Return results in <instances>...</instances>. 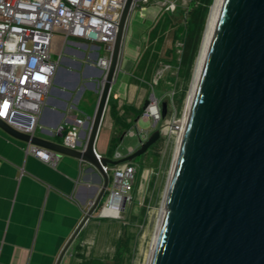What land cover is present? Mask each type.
Instances as JSON below:
<instances>
[{"label": "water", "instance_id": "water-1", "mask_svg": "<svg viewBox=\"0 0 264 264\" xmlns=\"http://www.w3.org/2000/svg\"><path fill=\"white\" fill-rule=\"evenodd\" d=\"M132 3L124 1L114 41L104 45L108 67L83 149L18 131L0 119L11 137L86 161L102 179L55 264L105 196L108 176L101 166L130 162L160 138L154 130L118 160L98 161L94 153ZM166 113L162 102V117ZM179 142L147 264H264V0L220 1Z\"/></svg>", "mask_w": 264, "mask_h": 264}, {"label": "crops", "instance_id": "crops-1", "mask_svg": "<svg viewBox=\"0 0 264 264\" xmlns=\"http://www.w3.org/2000/svg\"><path fill=\"white\" fill-rule=\"evenodd\" d=\"M147 10L143 7L136 13L137 18L128 28V39L123 46L124 71L133 68L142 46V35L156 17L155 14L150 18ZM98 46L73 39L54 40L53 57L56 59L59 54L60 63L32 134L62 143L63 133L76 118H83L86 122L80 135L81 142L85 143L100 91L102 68L95 61L105 54H98L103 48ZM129 81L127 76L124 87L113 91L111 88L110 94L118 105L136 106L135 85ZM88 82L95 86H87ZM87 90L96 94L88 103L85 101ZM128 91L132 95L127 98ZM133 114L130 108L126 119ZM139 119H132V127ZM108 125L112 134L106 151L98 152L96 141L94 145L101 156L107 155L110 139L118 130L112 118ZM26 144L0 128V264H55L87 206L97 196L102 179L86 161L60 155L56 165H50L26 153ZM119 218L94 211L70 243L60 264H113L121 239Z\"/></svg>", "mask_w": 264, "mask_h": 264}, {"label": "built area", "instance_id": "built-area-1", "mask_svg": "<svg viewBox=\"0 0 264 264\" xmlns=\"http://www.w3.org/2000/svg\"><path fill=\"white\" fill-rule=\"evenodd\" d=\"M124 1L0 0V119L18 131L32 133L60 63L59 54L58 58L53 57L54 40L112 44ZM136 1L133 0L131 10ZM161 1L164 10L173 9L174 0ZM149 100L141 116L157 124L162 118L159 100L155 96ZM85 122L83 118L75 119L62 135L64 146L84 148L80 134ZM168 129L180 132V121H165L161 130ZM131 133L139 137L143 130ZM139 141L142 142L140 138ZM25 151L50 165H56L60 157L55 151L31 143L26 144ZM132 151L129 149L128 153ZM94 153L100 161L101 155L95 149ZM120 158L115 151L110 159ZM128 163L101 166L108 176L107 193L99 209L101 215L118 218L131 202L135 169Z\"/></svg>", "mask_w": 264, "mask_h": 264}, {"label": "rangeland", "instance_id": "rangeland-1", "mask_svg": "<svg viewBox=\"0 0 264 264\" xmlns=\"http://www.w3.org/2000/svg\"><path fill=\"white\" fill-rule=\"evenodd\" d=\"M201 1L174 0L173 9L164 10L163 1L161 0H148L147 2L138 0L130 11L131 14L126 22L112 91L122 88L127 76H130L129 83L135 85L136 89V106H131L129 103L118 105L113 94H110L96 138V149L98 152L106 151L108 137L112 134L108 121L111 118L113 120L115 114L123 117L122 119H126L125 114L130 108L131 110L133 108V116L126 119L127 122H131L133 118L137 117L138 110L142 108L145 100L151 96L158 98L160 107L162 102L167 103V113L157 124H154L151 119L140 116L136 125L130 130L137 132L142 129L143 133L137 137V135H132L130 131H127L122 143L117 148L118 153L124 157L129 154V148H133L134 151L140 146L139 138L143 142L154 130H160V138L142 155L128 163L135 169V182L131 193V202L125 205L119 218V234L123 245V254L119 264H147L149 261L178 142L177 132H172L171 129L162 132L161 126L167 120L178 121V123L182 121L192 88L197 58L210 10L217 0H212L208 7L197 50L191 64L188 66L181 62L185 36L190 28L188 10L196 8ZM143 7H147L148 14L151 13L150 18H153L155 14L156 17L142 35V46L135 61V67L133 66L131 71H124L123 46L128 39V28L137 18L136 13L140 12ZM174 31L177 32V37L174 36ZM103 53L105 54L102 58L108 60L110 50L104 49L103 46L102 49L98 50V54ZM95 62L98 65L99 58ZM86 85L94 87L95 83L88 82ZM99 85L101 87V80ZM183 90L185 92L181 97ZM128 92L127 98L129 94L132 95V92ZM93 95L96 96L92 90L86 91V103L92 100Z\"/></svg>", "mask_w": 264, "mask_h": 264}, {"label": "trees", "instance_id": "trees-1", "mask_svg": "<svg viewBox=\"0 0 264 264\" xmlns=\"http://www.w3.org/2000/svg\"><path fill=\"white\" fill-rule=\"evenodd\" d=\"M211 3H212V0H202L200 5H198L196 8L188 10V17H189L188 20L190 23V28L187 31L186 36H185L184 48H183V53H182V58H181V62L184 65L186 64L189 66L194 58V55L197 50V47H198V44L201 38V34L203 31L207 10ZM177 35H178L177 32L174 31V36L177 37ZM187 76L189 77V74ZM184 92L185 90L182 91L181 97H183ZM109 98H110V95H109ZM142 113H143V109L141 108L138 110L137 117H140ZM122 118L123 117H120L118 114H115L113 117L114 124L116 125L118 130H117L116 136L110 139L109 149L106 155L107 157L111 158L114 155L117 147L119 146L121 142V138L127 133L128 130L131 129L133 125V121L127 122L125 118L124 119ZM101 206H102V202L100 203L97 209L98 211L101 208ZM122 254H123V245H122V239H120V245L116 251V256H115V260L113 264H119V261L122 258Z\"/></svg>", "mask_w": 264, "mask_h": 264}, {"label": "bare ground", "instance_id": "bare-ground-1", "mask_svg": "<svg viewBox=\"0 0 264 264\" xmlns=\"http://www.w3.org/2000/svg\"><path fill=\"white\" fill-rule=\"evenodd\" d=\"M220 1L221 0H217L216 3L212 6V8L210 10V14H209V17H208V22L206 24V29H205V32H204V35H203V39H202V43H201L199 56L197 58V63H196V69H195V74H194V80H193L192 88H191V91H190V94H189V97H188V102L186 104V108H185V111H184L185 112L184 116L182 118V121H180L181 130H180V132H178V142H177V148H176V152H175V157H176V153L178 151V146H179V143H180L179 141H180L181 134H182V131H183V128H184V124L186 122V119H187V116H188V112H189V109H190V106H191V102H192V99H193V96H194V93H195V89H196V86H197V83H198V80H199V77H200V73H201V69H202V65H203V60H204L207 44H208V41H209L211 33H212V29H213V25H214V22H215L217 11H218V9L220 7ZM99 64L101 65V68H102V71L100 70L101 87H102V85L104 84V81H105V73H106V70H107V67H108V60H104V61L101 60V61H99ZM99 87H100V85H99ZM101 87H100V89H101ZM163 214H164V207H162V209L160 211V218H159V220L157 222V227H156V231H155L154 238H153V244H152V247H151V252H152V249L154 247V244H155V241H156V238H157V235H158L159 228L161 226V221H162V218H163ZM150 255H151V253H150Z\"/></svg>", "mask_w": 264, "mask_h": 264}]
</instances>
